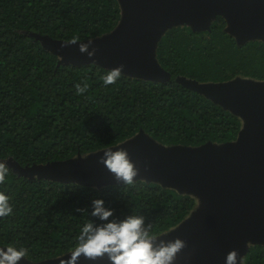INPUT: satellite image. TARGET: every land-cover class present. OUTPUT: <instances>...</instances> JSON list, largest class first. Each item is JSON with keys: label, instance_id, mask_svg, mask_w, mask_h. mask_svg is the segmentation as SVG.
<instances>
[{"label": "trees", "instance_id": "1", "mask_svg": "<svg viewBox=\"0 0 264 264\" xmlns=\"http://www.w3.org/2000/svg\"><path fill=\"white\" fill-rule=\"evenodd\" d=\"M120 11L117 0H0V163L9 167L0 192L13 208L0 217V247H24L32 263L72 251L80 227L96 219L90 215L95 199L114 211L112 220L144 216L157 236L182 222L195 199L143 179L92 186L29 178L8 161L22 167L62 162L114 147L140 130L169 146L229 142L240 118L176 78L264 82V39L239 42L219 15L209 29L183 24L161 35L155 58L167 80L122 73L105 86L102 77L111 69L60 62L37 38L91 40L111 32ZM77 85L85 91L78 94ZM243 264H264V245L250 246Z\"/></svg>", "mask_w": 264, "mask_h": 264}, {"label": "water", "instance_id": "2", "mask_svg": "<svg viewBox=\"0 0 264 264\" xmlns=\"http://www.w3.org/2000/svg\"><path fill=\"white\" fill-rule=\"evenodd\" d=\"M117 1L124 17L108 35L92 41L88 48V52L96 49L92 57L79 50V45L89 40L37 38L43 46L62 57L60 62H93L109 69L123 65L122 73L152 80L169 78L157 63L155 48L161 35L172 26L186 24L192 30H206L219 15L225 21L224 30L239 42L264 39V0ZM248 82L246 85L207 83L196 87L240 118V130L232 141L207 142L197 147L169 146L140 130L136 137L108 148L113 151L122 148L128 152L139 170L134 180L172 184L183 191V195L198 200L199 205L212 206L207 213L196 211L180 222L181 229L167 233L166 237L161 236L162 233L158 235L165 241L179 238L185 242L174 264H225L226 256L233 250L238 254V262L249 249L248 241L264 242V82ZM108 149L84 155L87 160L78 154V158L59 162V165L47 164L55 167L56 172L38 178L55 180L54 175L59 174L60 181L92 186L122 182L100 162ZM188 225L191 226L186 228ZM70 253L38 263L60 264ZM19 264L37 263L22 258ZM77 264L110 262L106 256L95 261L81 256Z\"/></svg>", "mask_w": 264, "mask_h": 264}, {"label": "clouds", "instance_id": "3", "mask_svg": "<svg viewBox=\"0 0 264 264\" xmlns=\"http://www.w3.org/2000/svg\"><path fill=\"white\" fill-rule=\"evenodd\" d=\"M88 43L79 45L81 53L88 52ZM96 49L88 52L92 57ZM123 65L113 68L102 77L105 86L115 84L120 78ZM77 93H83L85 88L76 86ZM100 162L112 173L117 181L132 184L139 170L131 161L125 149L105 150ZM9 173L6 163H0V184L4 183ZM91 217L80 227L74 247L67 259H61L60 264H77L81 256L95 261L107 257L110 264H174L177 254L185 247V242L179 238L173 241L159 239L152 231V226L146 224L145 217L129 214L119 221L110 219L114 215L111 208H106L104 200L92 201ZM10 197L0 192V217L12 214ZM84 211V210H80ZM27 249L9 245L0 247V264H19L27 255ZM237 252L233 250L226 256L225 264H237Z\"/></svg>", "mask_w": 264, "mask_h": 264}, {"label": "rangeland", "instance_id": "4", "mask_svg": "<svg viewBox=\"0 0 264 264\" xmlns=\"http://www.w3.org/2000/svg\"><path fill=\"white\" fill-rule=\"evenodd\" d=\"M122 15H121V21H122V17H124V12H123V9H122ZM106 35H108V33L107 34H104V35H102V36H99V37H96V38H93V39H91L92 41H94V40H96V39H98V38H101V37H103V36H106ZM259 40V39H258ZM54 42H61V41H54ZM60 59H62V57H59ZM63 62H72V61H66V60H64ZM176 79H179L180 81L179 82H181V83H183V84H185V85H187V86H190V87H192V88H194V89H196V87L197 86H199L200 85V83H197V82H195V81H193V80H191V79H188V78H185V77H182V76H178ZM183 80H186L188 83H186V82H184ZM249 80H247V79H245V78H243V77H235L234 79H232L231 81H228V82H223V83H227V84H234V83H241V84H243V85H246V84H248L249 82H248ZM222 84V83H221ZM211 98V97H210ZM137 135H135V136H133V138L134 137H136ZM185 148H189V147H185ZM79 157V156H78ZM78 157H76V158H78ZM83 157V160H87L88 159V157H86V156H82L81 155V158ZM71 160V159H70ZM9 163H10V166L12 167V169L15 171V172H17V173H19V174H22V175H24V176H27V177H29V178H35V177H49V174H53L52 172H56L55 171V167H51V166H49V165H52V163L53 164H55V165H59V162H52V163H47V164H49L48 166H47V164H42V165H31V166H20V165H18L16 162H14V161H12V160H10V161H8ZM29 173H31V174H29ZM54 177H55V180H60V177H59V174H57V175H54ZM149 181H153V182H157V183H160L161 185H163V186H165V187H167V188H169V189H172V190H174V191H176V192H178V193H181V194H183L184 192L183 191H181V190H179L175 185H172V184H163V183H161L159 180H149ZM173 183V182H172ZM102 185H104V184H101V186ZM93 186H100V185H93ZM187 193H189L190 194V192H187ZM212 208V206L211 207H209V208H206L205 206H203V205H199V201L198 200H195V205H194V207L190 210V212H189V214L185 217V219L183 220V221H186V219H188L190 216H192L193 215V213L194 212H199V213H202L203 211H205V213H207V211L208 210H210ZM182 221V222H183ZM181 222V223H182ZM177 224L175 227H173V228H171V229H169L168 231H164V232H162V234H161V236L162 235H164L165 237H166V235H167V233H171L173 230H176V229H181L182 228V224ZM191 225H188L186 228H189ZM160 238V237H159ZM247 240H249V239H247ZM256 243H261V242H259L258 240L257 241H255V240H253V241H248L247 242V246L248 247H250V246H252V245H254V244H256ZM261 244H263L264 245V242H262ZM245 256V255H244ZM244 256H241L240 257V261H238L237 263H241V264H243V257ZM37 264H39V263H37Z\"/></svg>", "mask_w": 264, "mask_h": 264}]
</instances>
